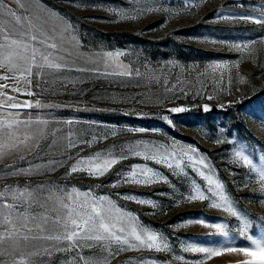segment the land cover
I'll list each match as a JSON object with an SVG mask.
<instances>
[{"label": "rangeland", "instance_id": "rangeland-1", "mask_svg": "<svg viewBox=\"0 0 264 264\" xmlns=\"http://www.w3.org/2000/svg\"><path fill=\"white\" fill-rule=\"evenodd\" d=\"M3 2L11 3L14 10L21 11L14 0ZM196 4L193 0H72L71 3L69 0H42L40 4L55 20L72 25L74 36L80 42L79 52L89 55L123 51L126 55L120 59L147 75L97 77L86 72L65 71L47 76L43 92L37 85L35 96L18 97L59 105L26 111L49 119L50 130L62 129L64 135L71 130L79 147L64 151L46 150L41 156H29L27 161L11 156L0 159V173L13 162L23 168L29 166V161L42 168L47 167L52 159L63 160L64 164L55 171H42L31 176L0 175V188L4 185L36 187L48 184L91 190L96 196H109L123 211L132 213L136 223L161 234L169 244L168 251H124L110 259L109 264H196L197 261L202 264H235L243 257L226 254L206 259L202 253L183 249L189 243L205 247L225 243L250 246V242L235 231L239 226L237 218L209 208L208 201L188 203L180 200L191 189L193 181L203 190L207 189V182L184 161L181 175L176 174L179 170L152 165L168 177V184L111 187L117 180V172L144 163L141 158L131 156L102 177H89L84 173L65 175L69 164L80 156L118 152L137 141L196 147L214 169V178L223 184V190L233 205L252 222L249 234L264 237V206L261 204L264 192L254 179H250L249 169L233 159L234 150L243 148L254 163L264 164V26L218 18L240 14L259 17L264 11V0H206L202 5ZM147 7L160 10L144 12L134 20H122L116 15L118 12L136 15L137 10ZM232 44H249L250 48L236 50L230 47ZM169 61H174L176 66ZM218 62H227L228 67L218 69L216 79L210 75L198 79V74L205 72L209 63ZM221 72L224 73L222 80L219 78ZM151 75L159 77L160 82L152 80ZM165 76L176 85L173 92L165 91ZM241 77L244 83L240 82ZM0 84H7L9 88H26V82L16 85L11 80H0ZM197 92L201 95L193 99ZM9 95L15 94L9 92ZM209 95L214 98L207 99ZM205 104L214 111L204 112ZM181 106L189 110L182 113L168 111ZM165 116L171 123L164 120ZM67 120L73 123H63ZM140 127L149 131H128ZM113 130L115 136L111 135ZM93 135H107V139H100L90 147L80 143L84 139L90 140ZM69 154L73 161L64 159ZM245 183L248 187H244ZM118 193L151 200L157 207L122 199ZM197 220L209 225L226 224L229 240L215 234L214 229L195 223ZM82 252L89 257L103 258L98 249L84 248ZM75 255L54 253V264H77Z\"/></svg>", "mask_w": 264, "mask_h": 264}, {"label": "snow or ice", "instance_id": "snow-or-ice-1", "mask_svg": "<svg viewBox=\"0 0 264 264\" xmlns=\"http://www.w3.org/2000/svg\"><path fill=\"white\" fill-rule=\"evenodd\" d=\"M21 10H14L11 3L0 0V80L13 81L16 85L26 82V88L0 84V159L18 157L27 161L29 156H41L46 150L64 151L78 148L79 144L73 138L71 130L68 135L62 129L50 130L49 119L32 115L26 110L60 107L59 105L43 104L40 100H20V96H35V86L43 85L46 77L65 71H79L94 74L97 77H144L139 68L124 63L120 58L126 54L123 51H107L102 54L85 55L79 52L80 42L74 36V28L70 23L57 21L50 12L41 8L42 0H14ZM71 3L72 0H69ZM206 0H193L196 6ZM160 9L147 7L137 10L136 15L116 13L122 20H134L138 15L153 13ZM223 20H242L264 26V11L259 17L248 14L221 15ZM264 40V38H262ZM212 43H217L212 41ZM220 43H224L221 41ZM236 50L250 48L249 44H232ZM82 62V63H81ZM169 64L176 66L174 61ZM88 65H91L89 67ZM147 69V65H144ZM228 67L227 62L209 63L205 72L200 76H211L216 79L218 69ZM210 70V71H209ZM183 71V69H182ZM224 73H220V80ZM151 79L159 83L160 78L151 75ZM178 79V78H177ZM180 82V81H178ZM229 82L231 76L229 75ZM241 83H244L241 77ZM182 83V82H180ZM166 92H173L175 84H171L167 76L163 79ZM9 92L15 95H9ZM188 95V92H183ZM201 93L193 95V99ZM207 96V99H213ZM223 107V105H221ZM185 107L168 109L171 113L188 111ZM211 109L203 105V111ZM165 121L169 117H164ZM71 125L72 120L63 121ZM129 132L143 133L145 128H129ZM112 136L116 131L111 132ZM107 135H93L90 140L80 143L89 147ZM221 141H217L219 143ZM141 158L144 163L131 165L128 169L117 172V180L111 187L121 184L151 186L154 183H170L168 177L152 165L165 166L176 174H183L182 161L191 170L207 182L206 191L192 182L191 189L180 197L183 202H205L212 209H218L231 217L237 218L239 226L235 229L239 236L247 239L250 246H239L225 243L218 246L205 247L189 243L184 247L185 252L202 253L206 259L221 257L226 254H236L243 259L235 264H264V237L256 238L249 234L253 227L247 216L242 215L225 194L223 184L214 178V169L207 163L204 156L196 147H180L178 144L152 145L137 141L118 152H96L94 155L80 156L70 163L66 176L84 173L89 177H102L108 174L121 162L129 157ZM73 161L71 154L64 157ZM234 162L241 163L249 169L250 179H254L260 190L264 192V164L253 162L243 148H237L233 154ZM27 168L17 167L15 162L5 166L0 175L31 176L42 171H55L63 167V160H49L47 167L33 165L29 161ZM248 187V183L244 184ZM207 193V194H206ZM210 194V195H209ZM122 199L138 204H148L153 208L157 205L151 200L139 199L133 194L118 193ZM179 203V201H178ZM264 206V199L261 200ZM197 224L210 227L228 241V226L223 223L207 224L197 220ZM264 227V226H262ZM98 249L103 254L102 259L83 255L82 250ZM131 250H155L157 252L170 250L166 239L159 233L136 223V218L130 212L119 208L106 195L96 196L91 190L81 191L73 186L62 188L48 184L31 186L4 185L0 188V264H54V253H75L77 264H109L121 252ZM182 259V257H176ZM143 264V262H140ZM196 264H202L197 261Z\"/></svg>", "mask_w": 264, "mask_h": 264}, {"label": "water", "instance_id": "water-1", "mask_svg": "<svg viewBox=\"0 0 264 264\" xmlns=\"http://www.w3.org/2000/svg\"><path fill=\"white\" fill-rule=\"evenodd\" d=\"M214 111V109H211L209 112Z\"/></svg>", "mask_w": 264, "mask_h": 264}]
</instances>
